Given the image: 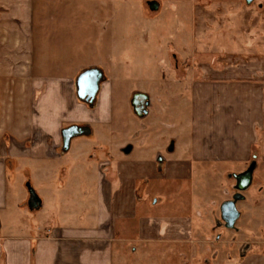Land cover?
Here are the masks:
<instances>
[{
	"label": "crops",
	"instance_id": "0c3cea01",
	"mask_svg": "<svg viewBox=\"0 0 264 264\" xmlns=\"http://www.w3.org/2000/svg\"><path fill=\"white\" fill-rule=\"evenodd\" d=\"M231 2L219 10L224 17L199 14L185 77L161 75L153 93L137 92L148 97L142 117L133 92L128 107L139 122H128L138 129L116 132L111 83L103 74L92 105L77 97L76 80L52 62L61 39L39 0H0V264H114L130 244L198 243L189 236L210 228L216 205L203 211L202 203L214 200L211 184L251 165L240 203L250 201L245 217H258L264 199L246 192L264 183L254 180L264 164V1H245L249 13ZM70 126L84 133L63 152L61 132ZM16 161L57 170L43 173H53V194L39 198L38 210L8 188ZM237 242L250 254L240 264H264V240Z\"/></svg>",
	"mask_w": 264,
	"mask_h": 264
},
{
	"label": "rangeland",
	"instance_id": "374dc122",
	"mask_svg": "<svg viewBox=\"0 0 264 264\" xmlns=\"http://www.w3.org/2000/svg\"><path fill=\"white\" fill-rule=\"evenodd\" d=\"M231 1L238 2L237 6L244 10L250 7L245 0H39V5L44 8V16L50 14L49 27L61 39V42L53 40L61 50L52 62L60 64L62 71H68L75 80L86 69H99L112 85V129L122 132L138 129L137 123L128 122V119H133V111L128 107L130 95L141 90L153 93L155 89L150 86L161 75L168 81L185 77L186 67L193 63L189 55L193 49V22L201 13L207 17H224L219 10ZM253 1L257 5L264 0ZM153 2L157 4V10L150 8L149 3ZM47 5L55 9L48 10ZM211 5L212 9H208ZM246 12L249 13L248 10ZM197 35H203L202 31L198 30ZM194 63L199 62L196 59ZM51 68V71H56L52 73L59 75L61 69ZM181 108L178 107L179 111ZM133 120L139 122L136 118ZM13 164L15 168L10 163L11 168L8 169L13 175L8 178L10 192L17 188L23 207L38 210L39 198L43 199V195H46L48 199L49 194H53L48 182L57 170L54 166H47L45 171L53 172L49 176L43 175V165L30 169L28 166H31V162L16 161ZM232 169L234 167L229 166L222 171ZM256 176L264 180V164L255 172L254 180ZM235 186L232 178L226 182L222 177L218 185L211 184L210 197L213 196L214 200L209 198L206 204L202 203L203 211L211 203L216 205L212 207L210 228L197 237L195 227L189 236V240L198 239L200 242L130 244V249L119 251L114 264H240L250 254L242 256L241 244L234 242L264 240V200L259 201L258 217L250 215V218L245 217L250 212V201L244 206L240 200L236 201L240 216L234 228L227 229L219 213L223 203L222 191L227 189L226 200H233V195L241 193ZM29 188L38 198V205H32ZM246 193L255 198L254 194H258L260 199H264V183H254ZM192 212L189 211V214L193 215ZM29 224H35V221L30 220ZM256 230L261 231L256 235Z\"/></svg>",
	"mask_w": 264,
	"mask_h": 264
},
{
	"label": "water",
	"instance_id": "95a60500",
	"mask_svg": "<svg viewBox=\"0 0 264 264\" xmlns=\"http://www.w3.org/2000/svg\"><path fill=\"white\" fill-rule=\"evenodd\" d=\"M247 4L251 3L253 0H245ZM152 10H157L156 3H149ZM103 80L102 72L97 68H89L81 72L76 78V93L77 97L85 103L90 105L93 104L97 93L99 91L100 83ZM131 106L134 113L138 117H142L147 114L148 107V97L142 93H136L132 96ZM84 133V130L77 126H70L65 128L61 132L62 139V151L67 152L70 146V142L73 138L78 137ZM254 170V165H251L246 171L241 174L233 175L236 181L235 189L238 192H244L251 184L252 173ZM31 194V203L33 206L38 205V199L36 195L29 190ZM242 199L238 194L232 201H225L220 206V218L223 221L227 229L234 228L235 222L238 220L240 213L235 207V202Z\"/></svg>",
	"mask_w": 264,
	"mask_h": 264
},
{
	"label": "flooded vegetation",
	"instance_id": "af4514ba",
	"mask_svg": "<svg viewBox=\"0 0 264 264\" xmlns=\"http://www.w3.org/2000/svg\"><path fill=\"white\" fill-rule=\"evenodd\" d=\"M238 194H235V195H233V197H236ZM229 201H232V200H229ZM235 207H236V205H235Z\"/></svg>",
	"mask_w": 264,
	"mask_h": 264
}]
</instances>
